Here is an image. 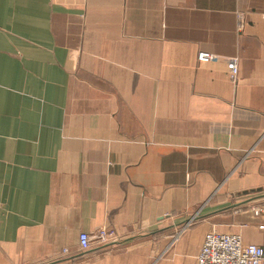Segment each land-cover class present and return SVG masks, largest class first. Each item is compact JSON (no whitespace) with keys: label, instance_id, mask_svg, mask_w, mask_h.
Listing matches in <instances>:
<instances>
[{"label":"crops","instance_id":"crops-1","mask_svg":"<svg viewBox=\"0 0 264 264\" xmlns=\"http://www.w3.org/2000/svg\"><path fill=\"white\" fill-rule=\"evenodd\" d=\"M212 228L264 244V0H0V264H196Z\"/></svg>","mask_w":264,"mask_h":264},{"label":"built area","instance_id":"built-area-1","mask_svg":"<svg viewBox=\"0 0 264 264\" xmlns=\"http://www.w3.org/2000/svg\"><path fill=\"white\" fill-rule=\"evenodd\" d=\"M197 58L199 62H208L219 60L220 56L202 51L199 52ZM227 66L231 81L237 83L240 71L239 57L227 58ZM261 210L263 207L254 208L255 213H259ZM191 223L192 221L179 228L173 240L180 238ZM121 238L122 236L114 229H100L91 234H84L80 240V249L86 251L94 245L107 244ZM63 251L69 253L67 248H64ZM196 264H264V244L246 243L241 232L221 231L212 228L204 236Z\"/></svg>","mask_w":264,"mask_h":264},{"label":"water","instance_id":"water-1","mask_svg":"<svg viewBox=\"0 0 264 264\" xmlns=\"http://www.w3.org/2000/svg\"><path fill=\"white\" fill-rule=\"evenodd\" d=\"M235 206H237V204H236ZM200 217H201V216H200V215H197V214H194V215H192V216H190V217H186V219H185L184 222H183V225L188 224V223H190L191 221L197 220V219H199ZM183 225H182V226H183ZM121 239H122V238H121ZM121 239L116 240V241H111V242H109V243H107V244L99 245V247H100V248L107 247V246H109V245H111V244H113V243H115V242H119ZM86 251H88V250H86Z\"/></svg>","mask_w":264,"mask_h":264},{"label":"rangeland","instance_id":"rangeland-1","mask_svg":"<svg viewBox=\"0 0 264 264\" xmlns=\"http://www.w3.org/2000/svg\"><path fill=\"white\" fill-rule=\"evenodd\" d=\"M193 222V221H192ZM218 229V228H217Z\"/></svg>","mask_w":264,"mask_h":264}]
</instances>
